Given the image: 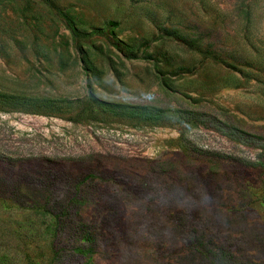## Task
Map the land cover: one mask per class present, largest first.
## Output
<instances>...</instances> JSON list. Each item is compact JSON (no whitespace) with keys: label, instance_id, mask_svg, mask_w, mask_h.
<instances>
[{"label":"rangeland","instance_id":"374dc122","mask_svg":"<svg viewBox=\"0 0 264 264\" xmlns=\"http://www.w3.org/2000/svg\"><path fill=\"white\" fill-rule=\"evenodd\" d=\"M263 142L264 0H0V264H264Z\"/></svg>","mask_w":264,"mask_h":264},{"label":"trees","instance_id":"16d2710c","mask_svg":"<svg viewBox=\"0 0 264 264\" xmlns=\"http://www.w3.org/2000/svg\"><path fill=\"white\" fill-rule=\"evenodd\" d=\"M73 35L77 37V30L76 29H71ZM78 51L80 54L82 53V47L77 44ZM135 58V57H134ZM12 99L14 101V98H8L7 100L9 101ZM21 100V99H20ZM11 101V100H10ZM19 102V101H18ZM23 103L29 104L28 101H25L22 99ZM32 104H39V106H60L64 105L63 104H56V102L53 101H34ZM65 106L71 108V107H76L77 110L74 114V116L71 118L72 122L74 123H81V122H88V121H93L97 120L100 116L104 115L105 113H115V114H125L127 112L128 115L137 117V118H142L145 120H152V121H157L160 119H163L166 117L169 112L161 109H157L154 107H148V106H142V107H135V108H128L124 107L119 104H112V103H107L100 101L96 99L92 92L90 91V87L88 86V91L85 99L83 101L80 100H73L70 102H66ZM177 116L182 117L181 112H176L175 113ZM186 123L189 124V113L186 114ZM194 118H200L198 116H193ZM236 135V133H234ZM246 134L239 133L238 138L242 139L244 138ZM260 149L262 150V155H264V142L260 145ZM9 158L0 154V160H8ZM250 166H254L253 163H248ZM72 204V201L69 203ZM67 211V210H66Z\"/></svg>","mask_w":264,"mask_h":264}]
</instances>
